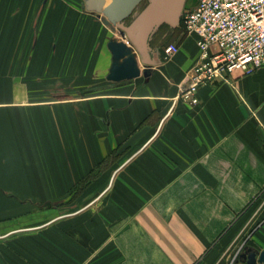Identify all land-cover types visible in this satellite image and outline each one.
Returning <instances> with one entry per match:
<instances>
[{
	"label": "crops",
	"instance_id": "1",
	"mask_svg": "<svg viewBox=\"0 0 264 264\" xmlns=\"http://www.w3.org/2000/svg\"><path fill=\"white\" fill-rule=\"evenodd\" d=\"M112 1L0 0V74L11 91L0 185L45 186L50 171L53 186L71 185L100 166L69 228L53 227L52 243L39 237L37 264L47 242L54 264H248L239 259L246 245L264 250V66L202 85L197 104L184 101L200 50L180 14L198 0L165 12L167 0H141L121 20L104 13ZM102 16L118 37L94 71L92 44L79 43L95 41ZM111 40L132 49L139 76L108 79ZM170 44L179 50L167 54ZM79 48L93 92L31 102L29 74L38 90L51 74L76 87ZM10 256L0 246V264H29Z\"/></svg>",
	"mask_w": 264,
	"mask_h": 264
},
{
	"label": "rangeland",
	"instance_id": "2",
	"mask_svg": "<svg viewBox=\"0 0 264 264\" xmlns=\"http://www.w3.org/2000/svg\"><path fill=\"white\" fill-rule=\"evenodd\" d=\"M63 2L68 0H61ZM93 3L101 2L102 0H91ZM176 5V4H175ZM184 11H181L182 18ZM106 21V22H105ZM102 23L98 27H94L95 41L93 43H79V47L83 45V49L87 44L93 46L94 53V71L99 67L98 55L102 51V47L106 45L107 40L118 37L115 27H108L107 16H102ZM100 23V22H99ZM64 28V27H63ZM83 37V36H82ZM84 38V37H83ZM98 39H100L98 41ZM79 48L78 57V74L76 77L77 85L70 89L67 75H46V89L38 90L37 74H29L31 85L34 89H29L28 95L32 101H36L45 92L46 100L59 99L69 97L70 95L84 96L88 92H93V88H86V82L91 81V77L85 72L89 67L84 64L83 57L80 54ZM132 53V49L129 53ZM98 61V62H97ZM88 71V69H87ZM5 74H0V131L4 132L7 129V116L5 112V104L10 98L11 91L4 89ZM27 76V75H26ZM60 78V82H54V79ZM34 80V81H33ZM93 81H96V76H93ZM74 85V84H73ZM2 86V87H1ZM56 86V88H55ZM57 86H60V88ZM95 85L94 87H96ZM6 131V130H5ZM36 149V148H34ZM37 154L30 156H35ZM100 173V166L89 170L87 173L80 175L72 184L68 183L65 178L62 179L61 186H53V172H47L45 186H11L0 185V246L5 251V257L10 258V254L20 258L22 261H27L29 264H37L38 257H41V250L38 251L39 237L45 235L46 240L52 243L53 227L56 225L66 227L70 226L73 218L79 210H84L86 206V193L88 184L92 178ZM64 177V176H63ZM64 183H67L64 185ZM81 248L83 256L85 255V244ZM53 247L46 243L45 249V264H54ZM80 255H82L80 253ZM20 263V262H19Z\"/></svg>",
	"mask_w": 264,
	"mask_h": 264
},
{
	"label": "built area",
	"instance_id": "3",
	"mask_svg": "<svg viewBox=\"0 0 264 264\" xmlns=\"http://www.w3.org/2000/svg\"><path fill=\"white\" fill-rule=\"evenodd\" d=\"M184 28L196 36L197 65L180 98L199 102L198 90L235 71L250 74L264 66V0H198L184 11ZM179 50L170 44L166 53Z\"/></svg>",
	"mask_w": 264,
	"mask_h": 264
},
{
	"label": "water",
	"instance_id": "4",
	"mask_svg": "<svg viewBox=\"0 0 264 264\" xmlns=\"http://www.w3.org/2000/svg\"><path fill=\"white\" fill-rule=\"evenodd\" d=\"M141 0H114L105 9L104 13L112 20L125 18ZM178 0H167L162 11L165 12L168 6ZM113 53L114 61L108 79L119 81L129 77H137L141 73L136 58L129 53L126 42L111 40L108 43ZM120 60H122L120 62ZM239 259L248 264H264V250H259L252 245H246L240 252Z\"/></svg>",
	"mask_w": 264,
	"mask_h": 264
}]
</instances>
